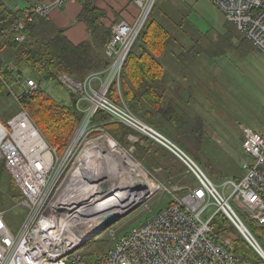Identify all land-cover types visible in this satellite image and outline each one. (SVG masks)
Segmentation results:
<instances>
[{"label": "built area", "instance_id": "obj_1", "mask_svg": "<svg viewBox=\"0 0 264 264\" xmlns=\"http://www.w3.org/2000/svg\"><path fill=\"white\" fill-rule=\"evenodd\" d=\"M69 1L49 0L24 9L13 25L18 32L15 40L26 39L22 33L26 22L46 18L51 8ZM209 1L222 12L229 24L264 54V0ZM155 2L132 0L136 12L131 21L121 19L114 23L104 49L110 60L106 68L92 71L81 80L66 73L58 74L59 83L83 104L79 106L80 122L60 155L20 106L19 94L8 86L20 110L5 125L0 122V161L21 194L17 204L24 210V217L13 228L0 209V264H247L234 254L230 237L213 236L211 220L217 211L226 215L260 256L264 252L241 217L264 224V131L259 133L250 126L242 127V149L248 158L242 163L243 175L237 181L226 180L219 188L178 145L138 119L122 99L115 103L108 95L111 82H119L123 62ZM21 85L23 93L37 87L31 78ZM99 110L170 150L186 164L194 177L192 183L197 184L166 187L159 181L157 188L168 194L169 201L123 233V230L116 233L113 229L116 222L108 226L105 230L111 238L109 245L97 256L87 258L82 248L93 239L91 235L99 226L101 217L93 213L92 201L96 192H107L109 180H98L103 177L96 175L95 186L89 189L83 186L81 182L86 179L88 171V160H84L83 155L88 144L78 157L72 155V149L76 138H87L88 134H95L99 129L91 122ZM89 123L96 127L90 129ZM34 134L39 137V142L35 141ZM133 151L131 145L127 151L130 157ZM131 160L141 168L137 159L136 162ZM149 176L147 172L142 177L131 175L133 179L126 190L135 198L140 197L127 203L120 213L129 212L140 199L153 193L154 189L149 190ZM104 181L108 182L105 192L101 190ZM211 207H214L213 213H205Z\"/></svg>", "mask_w": 264, "mask_h": 264}, {"label": "rangeland", "instance_id": "obj_2", "mask_svg": "<svg viewBox=\"0 0 264 264\" xmlns=\"http://www.w3.org/2000/svg\"><path fill=\"white\" fill-rule=\"evenodd\" d=\"M154 5L150 15L174 32L175 39L162 57V63L165 67V78L170 83L169 99L173 100L171 104L175 110L184 116L182 123H185L179 132L167 127L170 136L156 130L182 148L219 188L228 179L237 181L243 175L242 163L248 159L242 149V127L252 126L259 133L264 129V54L229 24L222 12L209 0H156ZM104 6L106 17H110L108 23L110 22L111 27L126 16V13L129 14L133 7L132 0H115L105 3ZM104 21L107 22L106 18ZM88 39L85 38L83 41ZM23 71V82L31 78L37 83L35 76L25 69ZM112 82L108 88L110 89L114 83L117 95L120 96L119 82ZM17 85V82L14 83V90ZM39 85L54 101L70 103L71 96L68 90L59 82L57 84L50 80H42ZM76 104L80 103L76 100ZM19 108L14 97L6 100L0 105V120L5 119L8 114L15 113ZM165 123L169 124L166 121ZM87 126L90 129L96 127L91 123ZM193 126L195 130L191 128ZM193 130L196 132L193 133ZM100 136L115 141L119 159L126 157L134 161L137 159L141 165V168L138 167L143 173L147 172L148 176L151 173L149 176L151 183L158 184L160 181V184L166 187L174 184L179 186L191 184L193 177L185 169L175 176L168 177L161 166L150 163L149 159L146 162L144 154L142 155L138 149L131 152L130 157L127 153L128 148L123 147L120 141L113 139L101 127L95 134H88L87 138L83 136L76 138L72 155L78 157L87 144L90 150L89 142L96 143ZM177 136L184 145L174 140ZM127 138L129 143L138 140L135 131L130 132ZM152 143L158 149L163 147L154 140ZM191 149L195 150L194 154L197 157L191 154ZM169 153L173 157L172 161L179 167H187L170 150ZM119 165L125 167L123 159ZM118 177L121 179L124 174L120 172ZM10 187L9 175L6 171L0 172V209L4 212L9 226L16 228L23 220L24 210L17 204L18 199L13 197L19 190L16 186ZM168 201L169 196L165 191L160 188L154 189L151 195L140 199L129 212L123 214L113 225V229L116 233L123 230L121 232L123 233L146 220ZM231 205L235 207L233 202ZM235 209L241 214L238 208ZM213 211L214 207H211L205 213L212 214ZM243 220L246 225H250L248 219ZM255 236L257 239L259 236L264 237V232L258 231ZM110 241L108 230H104L91 238L83 246L82 252L87 258H92L105 251Z\"/></svg>", "mask_w": 264, "mask_h": 264}, {"label": "trees", "instance_id": "obj_3", "mask_svg": "<svg viewBox=\"0 0 264 264\" xmlns=\"http://www.w3.org/2000/svg\"><path fill=\"white\" fill-rule=\"evenodd\" d=\"M78 2L81 10L77 20L85 24L89 39L74 44L65 36L64 28L56 26L48 17L26 22L22 31L26 39L16 41L18 32L13 29V25L24 10L11 7L4 0H0V104L13 99V92L19 94L20 106L47 143L56 147L60 153L80 122L82 114L79 106L83 104H76L77 96L69 90L70 103H58L42 90L39 82L50 80L58 84L59 73H66L76 80H81L88 73L106 68L110 63L104 53L112 28L110 22L104 21L105 18L108 19L106 11L96 4L97 0ZM174 39V32L150 15L123 62L119 79L121 96L117 95L114 83L108 90V95L113 101L119 102L122 99L135 115L168 136L170 131L167 127L179 132L185 124L182 123L184 116L175 110L171 104L173 100L169 99L170 83L165 78V67L162 63V57ZM23 69L37 78L36 89L24 93L21 87ZM16 82L18 85L14 90ZM8 86L13 92L9 91ZM18 111L9 114L0 122L5 125ZM91 122L104 129L116 141H120L123 147L129 148L132 145L135 151L138 149L144 154L146 162L149 159L150 163L161 166L168 177L175 176L184 169L191 174L187 167H179L172 161L173 157L166 147L161 144V149L154 147L150 137L135 131L138 140L129 143L127 136L134 130L112 120L106 112L97 111ZM194 130L193 133L196 132ZM179 136L174 140L184 145ZM185 149L189 150L186 147ZM194 149H191V154H194ZM194 156L197 157L195 154ZM2 171L9 175L4 163L0 162V172ZM191 176L193 177L192 174ZM9 178L12 188L15 184L10 175ZM13 197L19 200L21 194H14ZM241 217L244 219L242 215ZM247 227L254 236L258 231L264 232V224L255 221H250ZM211 228L213 236L217 238L230 237L232 250L240 261L247 264H264V259L249 245L223 212L214 213ZM257 241L264 250V237L259 236Z\"/></svg>", "mask_w": 264, "mask_h": 264}, {"label": "bare ground", "instance_id": "obj_4", "mask_svg": "<svg viewBox=\"0 0 264 264\" xmlns=\"http://www.w3.org/2000/svg\"><path fill=\"white\" fill-rule=\"evenodd\" d=\"M34 139H36V142H39V137L36 134H34ZM92 143L91 149L89 150V146L86 147L83 155V159L88 160V162L86 163L88 171L86 172V179L81 183L83 184V186H87L89 189V187L96 185V175H99V173H101L99 176H102L103 178L98 177V180H109V189L103 194H99V191L96 192L97 195L92 201L93 213H98L97 215H101V217H104L108 212L111 211L119 213L123 210L122 207H125L127 203H129L130 201H136L140 197L139 195L137 198H135L133 195H130L129 191L126 190V187L133 179L131 175L134 174L138 177H142L144 173L129 157H126L125 159L121 158L123 159V165L125 167H119V162L121 159H119L120 157L118 158L115 155L118 150L116 148L115 141L111 138L100 136L99 140L96 143ZM120 172L124 174V177L121 179L118 177ZM135 179L136 183L138 184L137 177ZM148 185L150 186V191H153V189H156L158 186L157 183L153 184L149 181Z\"/></svg>", "mask_w": 264, "mask_h": 264}, {"label": "crops", "instance_id": "obj_5", "mask_svg": "<svg viewBox=\"0 0 264 264\" xmlns=\"http://www.w3.org/2000/svg\"><path fill=\"white\" fill-rule=\"evenodd\" d=\"M4 1L11 7H16L24 10L31 5H34L35 3L48 2L49 0H4ZM111 1L115 2V0H97L96 4L100 8L104 9L106 8V6H104L105 3H110ZM118 4L119 3H117V5ZM80 10H81V6L78 0H70L64 6L62 5V7L51 8L48 14V18L56 26L60 28H64L65 36L67 37L68 40H70L74 44L83 42V40L85 38L88 39L89 36L85 24L77 20ZM130 10L131 11L129 12V14L126 13V16H124L122 19L131 21L132 19L131 16L136 12V8L133 6ZM106 20H107L106 23H108L110 17ZM3 102L5 103L6 101ZM250 127L252 128V126Z\"/></svg>", "mask_w": 264, "mask_h": 264}, {"label": "water", "instance_id": "obj_6", "mask_svg": "<svg viewBox=\"0 0 264 264\" xmlns=\"http://www.w3.org/2000/svg\"><path fill=\"white\" fill-rule=\"evenodd\" d=\"M115 155L119 158V153H115ZM101 173H99L100 175ZM96 175V174H95ZM108 188V182L107 181H104L102 184H101V189L103 192L106 191V189ZM124 213H118V212H108L104 217H100V220L98 222V227L95 229V232L93 233L92 236H96L98 234H100L102 231H104L108 226L112 225L113 223H115L116 221H118L122 215ZM261 256L263 257L264 259V252L263 253H260Z\"/></svg>", "mask_w": 264, "mask_h": 264}]
</instances>
